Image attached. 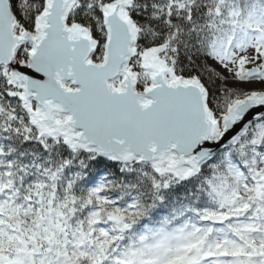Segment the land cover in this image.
<instances>
[{
	"label": "snow or ice",
	"instance_id": "6c2138e0",
	"mask_svg": "<svg viewBox=\"0 0 264 264\" xmlns=\"http://www.w3.org/2000/svg\"><path fill=\"white\" fill-rule=\"evenodd\" d=\"M0 264H264V0H0Z\"/></svg>",
	"mask_w": 264,
	"mask_h": 264
}]
</instances>
